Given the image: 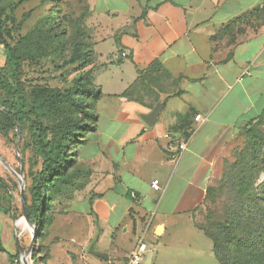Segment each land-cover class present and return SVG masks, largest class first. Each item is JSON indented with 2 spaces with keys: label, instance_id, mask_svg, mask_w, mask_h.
Returning a JSON list of instances; mask_svg holds the SVG:
<instances>
[{
  "label": "crops",
  "instance_id": "0c3cea01",
  "mask_svg": "<svg viewBox=\"0 0 264 264\" xmlns=\"http://www.w3.org/2000/svg\"><path fill=\"white\" fill-rule=\"evenodd\" d=\"M87 4L98 128L56 201L48 264H123L140 243L142 264H220L195 215L237 133L264 114V0Z\"/></svg>",
  "mask_w": 264,
  "mask_h": 264
},
{
  "label": "rangeland",
  "instance_id": "374dc122",
  "mask_svg": "<svg viewBox=\"0 0 264 264\" xmlns=\"http://www.w3.org/2000/svg\"><path fill=\"white\" fill-rule=\"evenodd\" d=\"M87 11V0H0L2 27L11 32L7 40L12 46L19 44L24 55L22 81L26 97L43 121L51 122V96L74 91L78 78L89 70L84 63H70ZM36 28L37 32L29 36ZM4 63L0 50V67ZM77 99L93 104L84 96ZM80 146L75 141L68 158L76 160ZM0 156L22 177L25 186L22 198L19 178L0 160V180L9 188L6 193L0 185V204L9 211L0 213V241L4 247V251L0 250V264H48L49 219L56 213L57 202L51 201L47 191L49 207L43 210L38 224L28 211L32 205L28 191L31 177L40 170L42 162L22 135L19 142L13 134L9 139L0 134ZM208 190L205 205L195 215L198 228L206 237L204 229L226 223L234 203L241 201L243 208L264 193V114L237 133ZM245 210L251 212L252 208Z\"/></svg>",
  "mask_w": 264,
  "mask_h": 264
},
{
  "label": "trees",
  "instance_id": "16d2710c",
  "mask_svg": "<svg viewBox=\"0 0 264 264\" xmlns=\"http://www.w3.org/2000/svg\"><path fill=\"white\" fill-rule=\"evenodd\" d=\"M88 12L83 17L81 38L74 45L70 63H84L89 70L78 78L74 91L51 96L53 109L48 115L51 122L43 121L39 111L29 103L22 81L24 55L19 44L12 46L8 42L11 32L3 29L0 20V50L5 59L4 65L0 67V134L5 139H9L12 134L15 139H19V128L21 135L27 139L28 147L42 162L40 170L32 174L28 189L32 200L28 211L36 218V224L43 210L49 207L46 204V192L50 191L51 201L56 202L63 189L75 186L77 178L83 173L79 166V152L76 160L68 158L71 146L75 141L85 144L88 136L98 128L99 116L95 104L102 92L94 85L93 69L90 68L93 50L87 41L85 19ZM36 32L37 28L29 36ZM158 65L155 63L152 68ZM78 96L91 99L93 104L79 102ZM0 185L9 193V188L2 180ZM240 202L233 204L226 223L204 231L213 243L220 264H264V193L259 195L258 200L244 205V209ZM249 208H252L251 212L245 210ZM0 213L9 214V211L0 204ZM0 250L4 251L1 241Z\"/></svg>",
  "mask_w": 264,
  "mask_h": 264
},
{
  "label": "built area",
  "instance_id": "2783aa9c",
  "mask_svg": "<svg viewBox=\"0 0 264 264\" xmlns=\"http://www.w3.org/2000/svg\"><path fill=\"white\" fill-rule=\"evenodd\" d=\"M127 54L123 53V57H126ZM242 80V78H241ZM196 121L200 122L203 120L201 115L196 116ZM187 149V141L181 142L180 144H171L169 146V151L173 154L172 157H177L180 153H183ZM152 187L155 191L161 190V184L158 180H155L152 184ZM131 197L133 199L137 198V194L132 193ZM147 252V244L146 243H140L138 248L134 250L131 255L127 258V260L123 264H142L144 255Z\"/></svg>",
  "mask_w": 264,
  "mask_h": 264
},
{
  "label": "water",
  "instance_id": "95a60500",
  "mask_svg": "<svg viewBox=\"0 0 264 264\" xmlns=\"http://www.w3.org/2000/svg\"><path fill=\"white\" fill-rule=\"evenodd\" d=\"M161 109H162V104L160 103V104H158L156 107H155V109L153 110V112L151 113V114H149V115H147V116H144L143 117V120L149 125V126H153V124L155 123V121H156V119H157V117H158V115H159V113H160V111H161ZM2 109L0 108V111H1ZM18 138H19V142H20V138H21V132H20V129L18 128ZM16 151L18 152V145L16 146ZM0 160L4 163V164H6V166L8 167V168H10L9 167V165L7 164V162L0 156ZM11 169V168H10ZM12 170V169H11ZM15 174H16V176L19 178V181H20V184H21V186H22V198H24V194H25V186H24V180L22 179V177L21 176H18V174L14 171V170H12ZM21 171H22V173H23V168L21 169ZM33 248V247H32Z\"/></svg>",
  "mask_w": 264,
  "mask_h": 264
}]
</instances>
